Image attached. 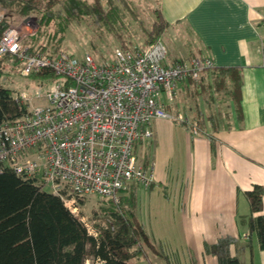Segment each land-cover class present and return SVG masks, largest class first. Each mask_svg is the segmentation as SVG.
Masks as SVG:
<instances>
[{
  "label": "crops",
  "instance_id": "0c3cea01",
  "mask_svg": "<svg viewBox=\"0 0 264 264\" xmlns=\"http://www.w3.org/2000/svg\"><path fill=\"white\" fill-rule=\"evenodd\" d=\"M157 4L168 23L165 34L183 45L184 58L175 61L209 58L214 67L231 70L229 82L238 79L240 87L234 98L224 91L216 102L218 120L203 123L194 119L197 109L182 84L175 110L191 117L197 134L175 120L153 121V138L136 149L153 174L150 186L138 188L139 216L176 264H219L205 254V244L227 235L241 244L252 241L242 251L246 264H264L256 234L239 219L251 211L246 191L264 187V0ZM205 77L209 81L210 74ZM199 106L208 112L205 101Z\"/></svg>",
  "mask_w": 264,
  "mask_h": 264
},
{
  "label": "built area",
  "instance_id": "2783aa9c",
  "mask_svg": "<svg viewBox=\"0 0 264 264\" xmlns=\"http://www.w3.org/2000/svg\"><path fill=\"white\" fill-rule=\"evenodd\" d=\"M5 14L0 8V23ZM35 21L23 16L0 29V56L20 59L26 76L42 69L54 75L42 95L16 93L27 112L0 124V171L10 167L37 179L76 216L80 199L98 195L119 202L130 183L150 186L153 174L139 164L137 147L153 138L158 118L181 122L198 133L187 115L169 112L167 106L179 95L180 83L198 79L215 63L206 57L169 62L161 39L144 48H116L113 59L104 63L91 55L52 56L26 45L36 32Z\"/></svg>",
  "mask_w": 264,
  "mask_h": 264
},
{
  "label": "trees",
  "instance_id": "16d2710c",
  "mask_svg": "<svg viewBox=\"0 0 264 264\" xmlns=\"http://www.w3.org/2000/svg\"><path fill=\"white\" fill-rule=\"evenodd\" d=\"M88 2L89 0H0V8L7 10L0 29L13 23L18 15L34 14L38 31L26 40V45L33 50L56 56L64 52L61 44L53 41L54 39L43 42L44 26L55 15L54 8L59 5L60 15L65 9L67 18H98L104 15V0ZM167 28L168 23L157 4L154 18L144 30L145 44L121 47L144 48L160 39L164 42L163 36ZM227 70L208 68L201 72L198 79L188 78L180 83L179 94L182 84L185 85L186 95L193 99L197 109L194 119L203 123L208 118L218 120L220 113L214 107L222 99L223 92H227L232 98L236 96L240 82L235 78L229 82L228 74H233L231 70ZM207 74H210L209 81H206ZM29 76L54 79L52 72L47 69L32 72ZM200 94L203 95L202 101L207 103L208 112L200 109L201 101L196 100ZM26 112L27 107L17 101L14 91L0 83V124L20 118ZM139 186L144 187L138 182L130 183L120 194L119 202L108 198V204L103 208L93 209L90 219L95 233H91L81 218L73 214L59 196L43 189L37 179L24 177L10 167H3L0 171V264H153L151 253L163 255V249L149 234L137 211ZM245 194L251 211L248 215L239 216L240 222L248 226L251 233L256 234L259 246L264 250V187L255 185ZM84 202V199H80L81 204ZM233 246L237 247L236 255L232 253ZM251 248V240L241 244L238 238L227 235L220 237L215 243H206L204 250L205 254L216 256L219 264H245L242 251ZM163 256L174 264L172 256Z\"/></svg>",
  "mask_w": 264,
  "mask_h": 264
},
{
  "label": "rangeland",
  "instance_id": "374dc122",
  "mask_svg": "<svg viewBox=\"0 0 264 264\" xmlns=\"http://www.w3.org/2000/svg\"><path fill=\"white\" fill-rule=\"evenodd\" d=\"M88 3H92V0H89ZM156 7L157 0H110V2L104 0L106 13L104 12L103 16L67 18L66 10L64 9L60 15L58 12L61 8L57 5L54 8L55 15L49 24L44 26L43 42L46 43L48 40L54 39L53 41H58L61 44L64 52L73 54L79 59L91 55L97 63H104L113 59L116 48L145 44L144 30L149 27L150 21L154 18V8ZM5 11L7 12L6 9ZM31 16L35 17L34 14ZM22 17L18 15L16 18L21 19ZM37 31L38 27L36 26L34 35ZM163 39L167 46H171L170 53L172 54H169V62H174L184 56L182 55L184 53L183 45L179 39L169 33L165 34ZM23 67L24 63L12 54L0 56V83L11 88L15 94L26 91L30 97H34L37 93H46L52 85L53 79L26 76L23 73ZM202 97V94L198 95L197 102L202 101ZM191 101L193 102V99ZM175 107L176 99L168 105L167 110L176 113ZM139 164L145 168L142 158L139 159ZM121 193L123 192L121 191ZM108 198L92 195L84 198L85 202L81 204L83 213H80L79 217H85V222H82L91 233H95L94 225L90 219L93 209L103 208L102 206L108 204ZM137 211L140 212L138 208ZM158 246L161 247L159 244ZM162 253L166 254L164 250ZM163 255L151 253L150 259L153 264H171ZM144 261L146 260L144 259Z\"/></svg>",
  "mask_w": 264,
  "mask_h": 264
},
{
  "label": "water",
  "instance_id": "95a60500",
  "mask_svg": "<svg viewBox=\"0 0 264 264\" xmlns=\"http://www.w3.org/2000/svg\"><path fill=\"white\" fill-rule=\"evenodd\" d=\"M35 22H36L35 24L37 25V21H35Z\"/></svg>",
  "mask_w": 264,
  "mask_h": 264
}]
</instances>
